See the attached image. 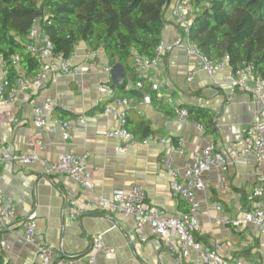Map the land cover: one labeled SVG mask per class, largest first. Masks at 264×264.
I'll return each mask as SVG.
<instances>
[{"label": "crops", "instance_id": "1", "mask_svg": "<svg viewBox=\"0 0 264 264\" xmlns=\"http://www.w3.org/2000/svg\"><path fill=\"white\" fill-rule=\"evenodd\" d=\"M175 1L171 0L166 11L168 22L162 32L165 44L182 37V30L170 13ZM87 48L84 43H78L70 58L80 71L61 73L55 81L25 76L17 68L23 76V87L16 92L13 102L0 99V139L12 145L16 152H36L39 156V160L24 165L0 163V187L12 198L16 211L11 227L0 225V248L6 260L10 264L32 263L35 250L25 240L20 220L35 211L37 237L53 245L55 257L72 264H85L86 254L98 233L103 235V248L95 252V264H204L193 250L183 258L169 251L148 226L139 235L132 216L91 210L87 203L96 198L110 199L114 191L128 190L132 183L138 182L145 188L147 205L162 208L172 216L183 213L188 203L172 196V179L164 160L170 159L175 169L182 168L196 151L213 143L228 159V164L211 166L202 174L206 187L196 193L200 214L195 238L201 244L215 247L226 260L238 258L243 264H264V228L253 224L235 228L217 222L220 214L240 216L264 206L258 199L249 200L259 177L264 175V159L257 160L253 154L239 155L243 133L250 124L260 122L264 134L261 103L250 91L231 84L230 67L209 73L185 48L174 47L161 63L146 71L154 79V84L150 83L153 90L163 97L157 102L174 109L194 106L210 110L216 115L215 132L205 133L193 123L185 124L179 135L167 130L165 121L177 119V114L161 112L146 93L142 99L129 98L131 110L126 114L132 125L140 119L146 120L153 133L146 142L137 134L134 136L137 141L123 150L120 139L106 135L108 129L120 125L116 115L120 108L114 106L115 91L111 97L99 90L107 77L100 66L88 67L84 56ZM99 63L108 60L102 56ZM2 78L0 63V83ZM46 97L55 102L51 118H60L53 113L55 107L71 114L64 119L71 125L70 138L63 139L58 128L50 131L34 126L32 109ZM107 107L113 110L106 113ZM79 117L82 122L78 121ZM36 133L41 141L38 148L31 143ZM154 135L170 138L171 144L154 142L151 138ZM69 149L89 153L87 167L92 176V190L67 175L51 179L43 175L40 159L55 160ZM216 202L221 204V212L215 208Z\"/></svg>", "mask_w": 264, "mask_h": 264}, {"label": "built area", "instance_id": "2", "mask_svg": "<svg viewBox=\"0 0 264 264\" xmlns=\"http://www.w3.org/2000/svg\"><path fill=\"white\" fill-rule=\"evenodd\" d=\"M203 5V3H202ZM204 5L207 3L204 2ZM200 10V5L195 6L192 0H176L171 6V17L173 22L180 27L184 32L182 37L172 43L165 44L163 40L155 47L152 57H144L138 53H134L132 66L137 75L136 81H128L126 88H141L142 80H147L154 84L152 76H148L146 71L155 67L162 62L164 56L174 47H182L190 54L199 59L200 65L209 73L223 67H230L228 58L224 57L221 60H215L205 57L199 51L197 45L191 42L187 37V32L191 24L194 13ZM28 37L31 42L27 44L26 50L31 53L40 64L39 72L35 78L42 81H55L56 77L61 73L79 72L80 68L70 62V58H64L61 53H53L49 40L41 38L40 28L37 23H34L29 30ZM85 58L89 68L101 67V71L106 75L105 83L100 84L99 90L108 96L113 97L114 89L110 85L111 66L108 63L100 64L99 58L103 55L100 49L85 50ZM12 65L19 68V56L14 55L11 58ZM2 63L3 78L0 83V99L11 103L15 99L16 92L23 87V76L18 75L13 81L9 79V69ZM191 76L188 80H191ZM231 84L235 87H240L250 91L254 97L261 103L264 111V78L257 76L251 64L244 66L235 72H231ZM155 86V85H154ZM171 103V99H168ZM54 100L46 97L40 104H36L32 109V121L37 129H47L54 131L60 129L63 139L70 138L71 125L69 121L61 118H51V111L54 107ZM114 106L119 107L117 112L120 125L116 128L108 129L107 136L116 137L123 143L121 147L125 150L129 145L134 144L137 139L126 128V109L130 107V103L126 98L114 99ZM112 107L105 109L106 113L112 111ZM177 118L185 124L193 123L200 130L203 126L189 120L186 108L177 109ZM79 122H82V117H79ZM261 123L253 122L244 131L242 137L243 149L239 153L253 154L257 160L264 159V134L260 131ZM154 142L171 144L170 138H160L157 135L151 137ZM149 136L143 138L146 142ZM31 143L34 147L41 146L40 136L36 133L31 138ZM89 153L75 152L72 149L62 152L57 159L47 160L40 159L43 167V175L49 179L56 175H67L80 183L82 186L93 189L92 176L87 167ZM39 160L36 152L19 153L14 150V147L0 139V163L14 162L19 165L29 164ZM228 159L216 149L213 143L205 145L200 150L196 151L191 160L187 161L182 168H173L170 164V159L164 160V165L167 168L170 177V192L172 196L179 197L187 201V211L172 216L166 213L165 210L155 205H147L145 203L146 195L145 188L141 183L134 182L128 190H116L112 193L110 199L96 198L90 200L87 206L91 210H99L107 213H125L133 217L135 221V231L139 235H143L144 227L148 226L151 231L157 235L163 246L180 258L187 256L190 250L195 251L200 255L204 264H243L242 260L232 258L226 260L221 257L215 247L201 244L195 238V233L199 229L198 216L200 214L199 204L196 200V193L206 187V183L202 178L204 171L211 166L219 165L226 166ZM258 199L264 203V175L259 177V184L256 185L249 200ZM72 203H74L72 201ZM215 208L221 212L222 206L219 202L215 203ZM16 219V211L12 198L6 195L0 187V225L11 227L12 221ZM217 222L221 225H229L235 228H241L247 224H253L259 228H264V206H259L245 211L240 216H231L228 214H220ZM20 228L25 240L32 244L35 250L34 259L31 264H72L71 261L63 258L55 257L53 245L44 240L39 239L36 235L37 214L31 211L20 220ZM102 233L94 236L91 250L86 254L85 264H95L94 254L96 251L103 248Z\"/></svg>", "mask_w": 264, "mask_h": 264}, {"label": "trees", "instance_id": "3", "mask_svg": "<svg viewBox=\"0 0 264 264\" xmlns=\"http://www.w3.org/2000/svg\"><path fill=\"white\" fill-rule=\"evenodd\" d=\"M170 4L171 0H0V61L13 82L19 75L12 65L14 55L19 56L25 76L39 72V61L26 50L29 30L37 23L41 38L49 40L55 54L69 58L82 42L92 50L100 49L111 67L120 63L123 83H110L117 98L142 99L147 93L161 112L173 116L177 109L158 104L163 97L146 80L141 88H126L128 81L137 80L134 53L152 57L162 40ZM192 4L200 5V10L194 13L187 37L201 54L218 61L227 57L231 72L251 64L255 74L264 78V0H192ZM178 108H186L189 120L202 125L205 133L215 132L216 115L210 110ZM53 113L62 119L71 115L59 107ZM133 125L126 114L124 126L132 135L143 139L153 133L146 120ZM0 264H10L1 248Z\"/></svg>", "mask_w": 264, "mask_h": 264}, {"label": "water", "instance_id": "4", "mask_svg": "<svg viewBox=\"0 0 264 264\" xmlns=\"http://www.w3.org/2000/svg\"><path fill=\"white\" fill-rule=\"evenodd\" d=\"M110 79H111V83L115 86L123 83L124 70H123V67L120 63H117L111 67ZM184 126H185V123L182 120H180L179 118L169 119V120L165 121V123H164V127L167 130L172 131L178 135L181 133Z\"/></svg>", "mask_w": 264, "mask_h": 264}]
</instances>
